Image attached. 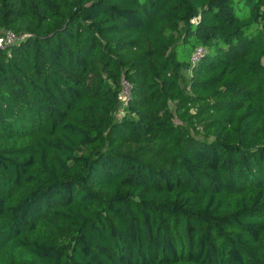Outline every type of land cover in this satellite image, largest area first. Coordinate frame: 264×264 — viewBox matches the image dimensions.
Instances as JSON below:
<instances>
[{
	"label": "trees",
	"instance_id": "1",
	"mask_svg": "<svg viewBox=\"0 0 264 264\" xmlns=\"http://www.w3.org/2000/svg\"><path fill=\"white\" fill-rule=\"evenodd\" d=\"M6 31L0 264H264V0H0Z\"/></svg>",
	"mask_w": 264,
	"mask_h": 264
},
{
	"label": "built area",
	"instance_id": "2",
	"mask_svg": "<svg viewBox=\"0 0 264 264\" xmlns=\"http://www.w3.org/2000/svg\"><path fill=\"white\" fill-rule=\"evenodd\" d=\"M20 38L21 36H17L11 31H6L0 36V46H5L8 44L15 43L19 41ZM203 53H204V48L202 46H197L192 52L191 62L195 63L196 61H198L200 57L203 55ZM128 95H129L128 83L125 81H122V90L119 94V99L121 103L125 102Z\"/></svg>",
	"mask_w": 264,
	"mask_h": 264
}]
</instances>
